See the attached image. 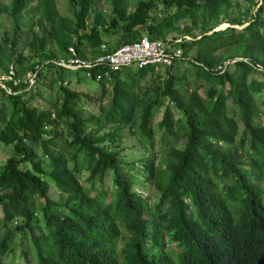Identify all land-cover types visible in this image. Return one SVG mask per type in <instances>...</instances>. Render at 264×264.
I'll use <instances>...</instances> for the list:
<instances>
[{
	"label": "trees",
	"instance_id": "1",
	"mask_svg": "<svg viewBox=\"0 0 264 264\" xmlns=\"http://www.w3.org/2000/svg\"><path fill=\"white\" fill-rule=\"evenodd\" d=\"M67 1L71 18L54 0L0 4L13 28L0 42V73L10 66L19 74L14 65L27 59L15 33L29 4L43 53L28 66L35 77L27 96L21 83L0 87V142L10 146L0 163V264H12L16 250L21 264H264V95L254 98L264 89V0H135L131 8L108 0L106 17L99 0ZM236 1L247 17L230 14ZM176 33L189 38L177 42L170 64L157 66L162 74L153 65L107 75L102 64L90 67L88 77L100 76L85 115L81 92L61 83L69 67L54 60L68 44L85 57L101 42L109 50ZM49 41L55 50L43 48ZM221 47L233 52H215ZM147 73L159 80L149 85ZM45 79L61 96L42 108L30 100ZM124 126L147 145L133 159L121 154ZM145 181L149 195L136 188ZM15 232L31 248L22 238L9 247Z\"/></svg>",
	"mask_w": 264,
	"mask_h": 264
},
{
	"label": "rangeland",
	"instance_id": "2",
	"mask_svg": "<svg viewBox=\"0 0 264 264\" xmlns=\"http://www.w3.org/2000/svg\"><path fill=\"white\" fill-rule=\"evenodd\" d=\"M128 8H131L135 0H128ZM0 4L7 5L8 0H0ZM56 11L59 15L65 16L68 18H71V9L70 5L67 0H54ZM98 9L102 13L103 16H107L109 13V2L108 0H99L98 2ZM240 12L244 17L248 16V10L246 8V5L242 3L241 1H236L232 9L230 10V14L233 16L237 14V12ZM38 12L35 9L33 4H29L25 11L22 13L18 20V29L16 30V49L20 51L22 54H24L27 59L25 61H22L20 63L15 64V68L17 69L19 75H26L30 72L29 70V64L32 62H36L37 60H40L42 58V51L37 50L36 48V37L40 34V24L38 23ZM227 22H220L213 28L220 29L226 26ZM245 24V23H243ZM236 27H240V25H234ZM13 35V28H12V21L11 19L4 14L3 12H0V42L3 39H8ZM43 48H48L55 50L54 43L48 42L45 45H43ZM2 54H5V47L4 45H1ZM215 52L220 53H231L233 50L231 47H221L218 48ZM185 64L183 63L180 68H182ZM154 70H157L159 74L163 73L162 67H157ZM62 80H66V86L71 89H76L77 91L81 92L80 99L77 102L78 109H80L81 114L85 115L89 112L91 108H93L94 102H92L91 97L95 96L98 93V84L88 76L83 75V71L81 69H64L61 73ZM253 76L259 77L263 75L259 74H253ZM79 78L78 80L76 78ZM192 75L187 72V80L190 85H192ZM145 80H151L149 85L156 83L159 78H157L154 73H147L145 75ZM144 80V81H145ZM44 83L41 85L39 90L32 96V99L30 100L34 104H36L38 107L46 108L51 106V102H53L55 99H59L61 96V90L57 87V83H49L47 79L43 81ZM143 82V81H142ZM145 84V83H144ZM209 85V83H203L199 88L198 91L201 95L204 94L205 88ZM24 96H27L29 91L23 90ZM264 95V89L260 92H257L254 94L255 102L259 103L261 98ZM161 113V108H157L153 115V124L155 121L159 118ZM102 128L101 130H103ZM123 132V141L122 145L126 146L122 151L121 154H123L126 158H135L138 152L141 150H145L147 145L139 143V141L135 138V135L132 134L126 126L122 128ZM60 138V136H59ZM155 145L154 148L160 149L162 147V144L158 141V133L155 134ZM60 140V139H59ZM133 145V147L131 146ZM10 152V146L4 145L0 142V163L3 162L4 157L9 154ZM69 162V161H68ZM70 163V162H69ZM134 174H137L135 171H131ZM82 178V177H81ZM136 188L139 189L144 195H149L148 193L151 190V184L147 181H145L142 185H136ZM54 194V189H50V195ZM153 195L149 196V200H153ZM17 222H19V219H16ZM14 223L13 221L10 222L9 226H12ZM23 239V243L27 244L28 248H31L30 242L28 240L27 235L23 236L20 235L18 232H15L10 240V245L17 244L20 239ZM166 247L173 248V243L168 241L166 243ZM11 258V254L9 252H6L3 259L9 261ZM22 260L16 252L12 255V264H21Z\"/></svg>",
	"mask_w": 264,
	"mask_h": 264
},
{
	"label": "built area",
	"instance_id": "3",
	"mask_svg": "<svg viewBox=\"0 0 264 264\" xmlns=\"http://www.w3.org/2000/svg\"><path fill=\"white\" fill-rule=\"evenodd\" d=\"M182 37L189 38L188 35L180 33L167 35L164 39H149L144 35L136 40L120 43L109 50L106 48V44L101 42L97 46L98 53L85 57L79 56L75 47L68 44L66 46V56H59L54 61L65 67L81 68L86 76L90 75L89 68L96 64H102L106 67L102 72L103 75H107L121 65L131 64L133 67L144 65L164 66L170 64L174 57L180 55L181 49L177 42ZM99 76V72H96L93 79L97 80ZM34 77V72H29L26 75L15 74L14 69L9 66L0 73V87L6 92H10V87L6 83L9 81L11 85L23 84L24 90L33 89ZM61 83L66 84V80H61Z\"/></svg>",
	"mask_w": 264,
	"mask_h": 264
},
{
	"label": "water",
	"instance_id": "4",
	"mask_svg": "<svg viewBox=\"0 0 264 264\" xmlns=\"http://www.w3.org/2000/svg\"><path fill=\"white\" fill-rule=\"evenodd\" d=\"M227 24H228V23H227ZM227 24H226V25H227ZM215 29H216V28H212L211 30H215ZM211 30H209V31H207V32H210Z\"/></svg>",
	"mask_w": 264,
	"mask_h": 264
}]
</instances>
